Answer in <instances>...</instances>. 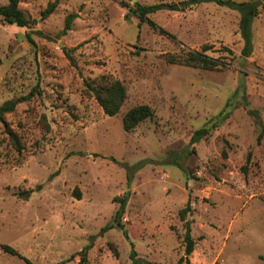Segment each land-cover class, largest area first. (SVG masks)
Listing matches in <instances>:
<instances>
[{"label": "rangeland", "instance_id": "obj_1", "mask_svg": "<svg viewBox=\"0 0 264 264\" xmlns=\"http://www.w3.org/2000/svg\"><path fill=\"white\" fill-rule=\"evenodd\" d=\"M54 1L19 2L29 27L0 17V106L21 99L0 124V244L32 264H80L88 245L85 264H131L132 248L147 264H178L179 211L189 203L194 250L180 264H263L264 6L243 57L239 13L214 2L58 0L44 16ZM135 1L164 4L149 17L166 34L139 23ZM204 46L216 68L177 62ZM102 75L126 90L113 116L87 90ZM237 87L248 106L191 142L231 109ZM140 104L154 118L126 131L123 114ZM124 194L120 228L113 220ZM0 264L26 263L0 248Z\"/></svg>", "mask_w": 264, "mask_h": 264}, {"label": "trees", "instance_id": "obj_2", "mask_svg": "<svg viewBox=\"0 0 264 264\" xmlns=\"http://www.w3.org/2000/svg\"><path fill=\"white\" fill-rule=\"evenodd\" d=\"M21 0H7V3L0 5V17L9 24H14L19 27H29L30 20L28 17L24 15V13L19 8V2ZM58 0H55L53 3H50L46 10L44 11L43 15L46 16L47 14L51 13L54 7L56 6ZM201 2H214L218 5H224L229 7L230 9L236 10L239 13V22H238V30L240 36L243 40V46L241 48V55L243 57L250 56L253 44H252V34H251V25L253 19L260 13L261 7L264 6V0H245L241 2H235L233 0H185L182 1L183 5L186 6H195ZM164 8V4L162 3H155L151 5H143L140 4L138 1L133 2L132 7L129 11L132 12L133 15L136 16L139 23H147L152 29L158 30L161 33H165L166 31L161 28L157 23H155L149 15L155 13ZM76 17L75 13H70L65 17L64 21V28L63 31H66L70 28V25L73 19ZM171 38H174L172 35H169ZM28 41L33 43V39L29 34H27ZM208 47H202L201 51H188L187 55L177 61L184 63L186 65L192 66H199L203 69H213L217 67V61L212 59L211 57L207 56L204 52L207 50ZM69 59L73 62V59L70 55ZM174 60V59H172ZM175 61V60H174ZM2 60L0 58V65ZM87 90L92 94V96L96 99L99 106L102 108L104 114L108 116L115 115L121 108L124 100L126 99V90L124 85L118 79H114L107 75L100 76L95 82L93 83H86ZM232 99L234 103L231 109L227 112L220 111L214 118L212 124L208 127H200L196 129L190 138L191 142H197L202 138H205L210 134L212 129L216 126L221 125L228 119L232 109L238 104H241L243 107L248 106V100L246 93L244 90H241L240 87H237L232 95ZM21 101V99L10 100L3 103L0 106V124L6 126L5 121V114L12 112L16 106V104ZM231 103H227L226 107L229 106ZM247 113L253 116L254 118H258V111L256 109H248ZM154 118V111L145 104H140L129 108L122 116V124L123 128L128 131L136 127L140 122L146 119ZM258 135L257 140L261 141L264 140V127L258 123ZM9 136L10 142L16 146L17 141L15 135L11 132H7ZM225 155V153H224ZM40 185H38V188ZM76 196H78V191H76ZM127 194H124L122 197L117 198L116 200L119 203V206L114 214L113 223L116 226L122 227L120 224V218L124 213V208L127 202ZM189 203L179 211V216L182 221H185V232L183 235V242H184V252L185 256L181 260L188 261V256L194 250V240L190 234V227L189 221L187 220V215L189 211ZM113 227V224H108L100 228V234H103L107 230ZM0 248L3 252L8 253L13 256H17L21 258L26 264H32L29 259L22 256L15 248L8 244H0ZM89 248V245L84 247L83 251H81V260L80 264H85L86 256L85 250ZM83 252V253H82ZM116 255V253L114 254ZM129 257L131 259V264H147V261L140 259L136 255V251L132 248ZM178 261V264H180ZM264 264V261H263Z\"/></svg>", "mask_w": 264, "mask_h": 264}, {"label": "water", "instance_id": "obj_3", "mask_svg": "<svg viewBox=\"0 0 264 264\" xmlns=\"http://www.w3.org/2000/svg\"><path fill=\"white\" fill-rule=\"evenodd\" d=\"M176 8H177V6H176Z\"/></svg>", "mask_w": 264, "mask_h": 264}]
</instances>
